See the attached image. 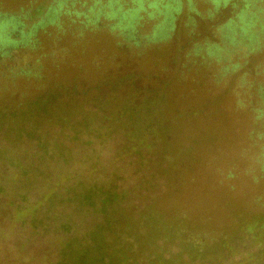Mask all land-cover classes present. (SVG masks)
<instances>
[{"label":"rangeland","instance_id":"374dc122","mask_svg":"<svg viewBox=\"0 0 264 264\" xmlns=\"http://www.w3.org/2000/svg\"><path fill=\"white\" fill-rule=\"evenodd\" d=\"M52 1L0 0V14L28 32L40 19L33 9ZM76 1L82 11L92 3ZM221 1L183 0L158 40L147 38L163 15L142 17L140 45L103 17L92 30L83 17L72 32L44 25L35 47L0 29L11 55L0 62V264L109 263L127 238L124 221L151 211L173 215L184 238L136 243L127 264L158 254L174 264H264V0ZM243 10L254 23L247 32ZM46 94L54 104L31 106ZM132 109L152 131H138ZM131 132L148 142L130 151ZM94 187L120 198L88 203ZM183 239L205 254L182 253Z\"/></svg>","mask_w":264,"mask_h":264},{"label":"trees","instance_id":"16d2710c","mask_svg":"<svg viewBox=\"0 0 264 264\" xmlns=\"http://www.w3.org/2000/svg\"><path fill=\"white\" fill-rule=\"evenodd\" d=\"M103 1L104 0H92V3L90 4L87 11L73 8L77 2L76 0H53L50 5H48L47 2H42L39 6L33 9L36 15L35 19L38 17H40V19L36 23L32 24V27L28 32L24 31V27L26 26L25 23L20 20L19 17L14 15L7 16L0 14V29H3V34L6 35L8 39H12L16 43V46L21 44L28 45V43L34 42L32 47H35V42L38 40V38L34 40L33 36L36 35L38 29L44 25L50 23L52 25L56 24L59 32H72L71 27L74 23H76L77 18L83 17L85 20H80L79 23L83 24L80 27L83 28L82 26L85 25L86 28L91 27L92 30L98 27L99 21L101 20V17H103V19L107 20L118 19V21L115 22L113 26L120 29V33L125 38L129 39L128 42L133 40L135 45H140L141 40L137 37L138 35L136 34V25L142 17H160L163 15V20L156 26L152 34L148 35L147 38L149 41L156 39L158 40L169 35V30L171 29L170 25L174 19L173 17L175 14L170 15L171 8H168V6L171 5L169 7L176 8V12H178L180 8L179 4H177L178 6H175V3H179L178 0H168L166 3H164V0H131V5H129V1L125 2V0H107L106 3H103ZM85 4L86 3L84 2L83 5L86 6ZM60 15H66L68 19H66V21L63 20L60 22L58 21L59 19H57V17ZM248 24L253 25L254 23H252L250 19ZM250 25H247L248 28ZM19 28L22 29L21 32L23 35L19 40H16L15 38H12V34ZM248 28L247 30H249ZM1 45L3 46L0 47V50L2 51H4L7 46H10L3 44ZM5 55H8V53H5ZM33 72V70L22 68L20 74L26 73L32 75L34 74ZM53 101L54 100L51 99V95L49 94L43 96L38 95L37 98L31 101L30 104L31 106L42 105L45 106V108H48V106L54 104ZM127 112V114L130 116H137V118L133 119H137V122H135L138 125V128L140 127L138 129L139 132L152 131L153 126L149 125L147 121L141 122L142 117H138L139 114L140 116L143 115L142 111L132 109ZM1 120H5V118L1 117ZM129 138L131 141H136V143L132 146V150L130 151H136L138 145L142 146L149 140L148 136L139 138V135H136L133 132L130 133ZM101 196H103L102 203H105L106 208L113 206L114 203H116V201H118L120 198L116 191L106 187L91 188L90 191L86 193L84 198L88 203L92 201L94 204V200H97V198H100ZM166 215V213L157 215L154 211H151L150 213L146 214L145 221L126 219L123 224L122 222H119V224H122L123 226L121 233L127 235V238L122 240L120 239L121 237H119V240H122V242L120 241L121 249L116 251L114 254H110V262L105 264H127L130 255L134 253L133 251L136 243H139L140 246H145L147 249H151V247L154 246L158 240L171 241L174 243L177 240L184 238L183 230L180 231V227L174 228V226H172V223L174 222V217H172L173 215H170L171 219L169 218V222L163 220V216ZM134 223L140 226L144 225L148 229L147 233H141V230ZM167 224H171V226H168ZM164 225H166V227ZM182 242V253H187L190 257L196 258H200L203 256V254H205L203 249H200V247L195 246L191 242H185L184 239ZM105 254L106 253H101L100 257H105ZM162 256V254H158V256H156V258L150 264H174V261L168 260ZM84 258L85 256L78 257L77 264H104V262L99 259L91 263L86 259L83 260Z\"/></svg>","mask_w":264,"mask_h":264},{"label":"flooded vegetation","instance_id":"af4514ba","mask_svg":"<svg viewBox=\"0 0 264 264\" xmlns=\"http://www.w3.org/2000/svg\"><path fill=\"white\" fill-rule=\"evenodd\" d=\"M179 1V3H175L176 5L175 6H178L177 4H179V6H180V8H179V11L178 12H176V8L174 9V8H171V10H170V15H172V14H179L181 11H182V6H183V0H178ZM215 3H216V1L217 0H213ZM224 1V0H223ZM223 1H221L219 4H217L218 6H220V4L221 3H223V5L224 4H226L227 3V1H225V2H223ZM175 15H174V19H173V21L175 20ZM245 15V16H244ZM159 17V16H158ZM158 17H155V16H152V18H158ZM240 18L242 19L243 18V22H244V26H241L240 28H239V30H244V32H247L246 30H247V28H248V26L246 25V23H248L247 22V17H246V11L245 10H243V12H242V16H240ZM242 23V22H241ZM228 25H229V30L230 31H232V28L231 27H233V26H231V25H235V27H236V25L237 24H239V23H237V21L235 20V19H230L229 21H228V23H227ZM240 25V24H239ZM247 27V28H246ZM234 28V27H233ZM235 32H236V30H237V28L235 29H233ZM228 35V34H227ZM227 37V36H226ZM9 46L8 47H6L5 49H4V51H2V50H0V62H4V61H8L9 59H11L10 57H11V55L9 56V54H10V51H9ZM220 51V47L219 46H215V47H213V48H210L209 50H208V53L209 54H211V55H215V54H217L218 52ZM9 52V53H8ZM5 53H8V55H5ZM263 100H264V98H263ZM264 116V115H263Z\"/></svg>","mask_w":264,"mask_h":264}]
</instances>
